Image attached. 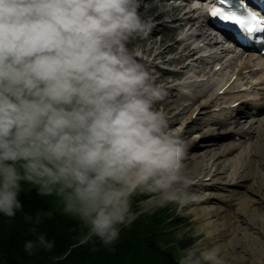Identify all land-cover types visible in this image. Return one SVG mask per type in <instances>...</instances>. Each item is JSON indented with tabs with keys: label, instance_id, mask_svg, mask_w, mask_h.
I'll use <instances>...</instances> for the list:
<instances>
[{
	"label": "clouds",
	"instance_id": "obj_1",
	"mask_svg": "<svg viewBox=\"0 0 264 264\" xmlns=\"http://www.w3.org/2000/svg\"><path fill=\"white\" fill-rule=\"evenodd\" d=\"M140 7L141 0H0V214L22 210L28 184L79 220L80 244L97 238L108 247L141 213L175 204L180 214L198 201L189 191L188 145L154 108L165 93L127 46L151 31ZM137 196L147 198L133 211ZM210 228L196 225L178 264H225L216 247L195 239L210 240ZM53 246L41 234L24 248Z\"/></svg>",
	"mask_w": 264,
	"mask_h": 264
},
{
	"label": "bare ground",
	"instance_id": "obj_2",
	"mask_svg": "<svg viewBox=\"0 0 264 264\" xmlns=\"http://www.w3.org/2000/svg\"><path fill=\"white\" fill-rule=\"evenodd\" d=\"M145 1L141 0L139 11L152 25L156 17H165L168 11H165L166 7L159 8L160 11L151 9L157 13L149 15L147 11L150 9H146L143 3ZM169 12L176 14L174 8ZM158 24L165 26L160 21ZM153 29H157V26ZM165 35L173 37L174 33L170 31ZM153 36L157 35H152L151 38ZM166 52L159 51L158 55ZM174 60L177 57L174 56ZM203 97L205 93L199 94L196 100ZM170 101L175 102L176 99L173 97ZM209 101L210 97L189 111L188 117L175 131L180 138L185 137L188 123H193L194 120H190V117L194 111L199 110L195 119L197 116H204L212 120L211 116L206 115L210 108ZM191 105L192 103L185 105V109ZM258 130V135L250 136V140L240 141L235 145L223 142L205 148L196 143L192 149L196 153L184 162L193 179L189 190L201 192L197 202L203 206L197 214L198 224H210V230L214 232L213 237L208 239L206 248L216 247L225 264H264V126ZM197 132L193 131L196 134L193 141L201 135ZM239 190H243L242 193Z\"/></svg>",
	"mask_w": 264,
	"mask_h": 264
},
{
	"label": "trees",
	"instance_id": "obj_3",
	"mask_svg": "<svg viewBox=\"0 0 264 264\" xmlns=\"http://www.w3.org/2000/svg\"><path fill=\"white\" fill-rule=\"evenodd\" d=\"M19 199L23 208L14 217L0 214V264H40L42 257L46 264H165V259L153 261L163 253L159 249L162 244L175 240L173 231L158 236L155 231L159 220H151L149 216L136 219L130 226H121L119 239L111 246H104L97 238L80 244L86 230L78 219L62 212L55 196L42 198L35 188L23 184ZM137 200L135 197L133 203ZM37 214L39 224L35 222ZM26 216L32 219L26 220ZM33 228L35 232L31 231ZM41 234L53 242V248L37 247L31 254L25 251V243L36 242ZM169 250L173 248L165 252ZM178 255H171L172 264L178 262ZM50 256L57 258V262H52Z\"/></svg>",
	"mask_w": 264,
	"mask_h": 264
},
{
	"label": "rangeland",
	"instance_id": "obj_4",
	"mask_svg": "<svg viewBox=\"0 0 264 264\" xmlns=\"http://www.w3.org/2000/svg\"><path fill=\"white\" fill-rule=\"evenodd\" d=\"M143 3L145 5V7L149 6L150 4L152 5V2L150 3L148 1H145ZM154 13L156 14L157 12H153V14ZM142 16H143V14H142ZM168 19H169L168 15L167 16L165 15L164 18H158V21L163 22L165 24L164 28H166L167 25L169 24L167 22ZM160 35H161V33H160ZM162 35H163V33H162ZM165 37H167V36L165 35ZM158 38L154 39V41H156V43L153 42L154 46L158 45L157 44ZM167 40H168V38L166 39L165 43H163V45H161L160 47H156V48L153 47V49H150L148 52L149 53H152V52L156 53V52L164 51V50H165V52L168 51L171 48V46L168 44ZM173 44L174 43L171 42L172 46H173ZM127 46L129 48V50L132 52V54L134 55V57L138 61H140L141 56H143L146 48H148V42H141L138 40V37H137V38L131 39ZM168 102L169 101L162 98L155 103L154 108L157 111H162L166 115L168 122H169L170 129L173 131H176L181 126V123L188 117L189 111L195 107L197 102H192V99L175 101L169 105H168ZM191 103H192V105L189 108L185 109V105H189ZM178 106H180V107H178ZM181 109H182V111H180ZM174 115H175V117H173ZM202 118H205V117L203 116ZM203 121H204V119L190 124V126H188L186 128L187 133H186L185 137H183L181 139L184 141L186 139H188V137H190V135H192V131L194 128H203V131L201 133L207 132V128H204ZM225 144L232 145L233 142L230 140V138H227ZM194 153H196V152L192 151V153H187V156L193 157ZM184 162H186V161H184ZM189 191L196 194L198 198L201 197L199 195V193H201V192L195 193V191H193V190H189ZM143 197H145V196H137V199H139V200H137V201H135V203H133V211H139V209L137 208V204L139 203L140 199ZM146 198L147 197H145L144 199H146ZM169 206H170V209H167L165 212L163 209L165 207L164 206V207H160V208L155 209L151 214L141 213L137 217V219H143V218L146 219V217L152 216V217H150L151 220H154V219H155L154 221L159 220V223L156 224V226L158 227L157 228L158 232H159L158 236H161L164 233H169L172 231L174 233L173 235L175 236L176 232L182 231V230H187L185 232V238L183 240H176V238H175V240L171 241L172 243L169 244V246H171L173 248V250H169L168 252H165V250L170 249V248L167 245L162 244L159 247V249H161L162 251L164 250V251L160 255V258L157 257L153 262H157L159 259H165V264H172L171 255H174L175 253H177V254H179L178 255V257H179L181 255V250L187 249L189 246H191L195 242L191 236V233H192V230H194L196 225L198 224L197 214L201 211L203 205L199 202L189 204L188 206H186L182 210V213H180V214H178V212H177V205L169 204ZM159 213H161L162 216H163V213L169 214V215H166V218L164 220H162V218H157V214H159ZM153 215H155V216H153ZM168 219H174V220L172 222H169ZM195 239H202L203 240V244L200 245V247L202 249L207 247L208 239H204L203 235H201L200 237H196ZM0 258H1V254H0ZM50 259L54 263L57 262V258H52L50 256ZM39 261H40V264H46L43 262V257L41 259H39ZM177 264H178V262H177Z\"/></svg>",
	"mask_w": 264,
	"mask_h": 264
},
{
	"label": "snow or ice",
	"instance_id": "obj_5",
	"mask_svg": "<svg viewBox=\"0 0 264 264\" xmlns=\"http://www.w3.org/2000/svg\"><path fill=\"white\" fill-rule=\"evenodd\" d=\"M230 3V0H218L219 5ZM209 15L221 21L231 22L248 34L259 32L264 35V18L257 16L254 12L241 13L234 7L224 8L217 6L211 9Z\"/></svg>",
	"mask_w": 264,
	"mask_h": 264
}]
</instances>
